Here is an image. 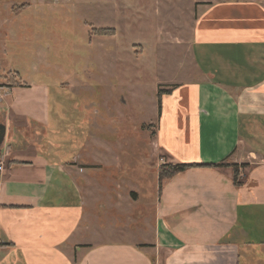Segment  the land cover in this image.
<instances>
[{
  "label": "crops",
  "instance_id": "crops-1",
  "mask_svg": "<svg viewBox=\"0 0 264 264\" xmlns=\"http://www.w3.org/2000/svg\"><path fill=\"white\" fill-rule=\"evenodd\" d=\"M195 12L193 77L160 105L156 97L143 163L156 173L159 151L161 164L216 166L188 168L160 189L156 173L142 236L99 238L97 208L124 214L131 234L143 201L136 190L123 197L100 187L116 155L93 132L104 120L88 119L77 133L64 113L51 114L46 86L15 79L0 107V264H264V0L201 2Z\"/></svg>",
  "mask_w": 264,
  "mask_h": 264
},
{
  "label": "rangeland",
  "instance_id": "rangeland-1",
  "mask_svg": "<svg viewBox=\"0 0 264 264\" xmlns=\"http://www.w3.org/2000/svg\"><path fill=\"white\" fill-rule=\"evenodd\" d=\"M207 1L214 0H0V107L15 77L46 86L51 114L64 113L73 127L81 126L77 133L88 119L102 118V128L89 127V134L96 132L116 155L100 187L123 197L136 190L143 198L131 234L124 214L115 211L113 218L109 209L97 208L91 224L105 231L99 238H139L140 223L150 221L156 173L144 163L156 126V91L193 77L195 8ZM104 28L114 33H97ZM152 159L159 165L166 160L159 151Z\"/></svg>",
  "mask_w": 264,
  "mask_h": 264
},
{
  "label": "trees",
  "instance_id": "trees-1",
  "mask_svg": "<svg viewBox=\"0 0 264 264\" xmlns=\"http://www.w3.org/2000/svg\"><path fill=\"white\" fill-rule=\"evenodd\" d=\"M97 33L105 35V34H113L114 32H113V30L104 28V29L98 30ZM166 93H170V89H166V90L158 89L156 91V97H157L158 105H160V96L162 94H166ZM213 165L214 164H202V165H200V164H189V163H163V164H160L156 169L158 188L160 189V185L164 179L171 178V177L177 175L178 173L187 170L188 168L195 167V166L211 167ZM214 166H216V165H214ZM232 169H233V181L236 182V178L238 175L237 166L236 165L232 166Z\"/></svg>",
  "mask_w": 264,
  "mask_h": 264
},
{
  "label": "flooded vegetation",
  "instance_id": "flooded-vegetation-1",
  "mask_svg": "<svg viewBox=\"0 0 264 264\" xmlns=\"http://www.w3.org/2000/svg\"><path fill=\"white\" fill-rule=\"evenodd\" d=\"M16 76V73L15 75ZM16 78L14 77L12 81H14ZM10 83V81L8 82ZM3 126H5V130H6V124H5V120H4V113L2 111H0V131L2 130Z\"/></svg>",
  "mask_w": 264,
  "mask_h": 264
},
{
  "label": "water",
  "instance_id": "water-1",
  "mask_svg": "<svg viewBox=\"0 0 264 264\" xmlns=\"http://www.w3.org/2000/svg\"><path fill=\"white\" fill-rule=\"evenodd\" d=\"M5 126H3L2 130L0 131V146L3 143L4 137H5Z\"/></svg>",
  "mask_w": 264,
  "mask_h": 264
},
{
  "label": "built area",
  "instance_id": "built-area-1",
  "mask_svg": "<svg viewBox=\"0 0 264 264\" xmlns=\"http://www.w3.org/2000/svg\"><path fill=\"white\" fill-rule=\"evenodd\" d=\"M2 169H3V162L0 161V171H2Z\"/></svg>",
  "mask_w": 264,
  "mask_h": 264
}]
</instances>
